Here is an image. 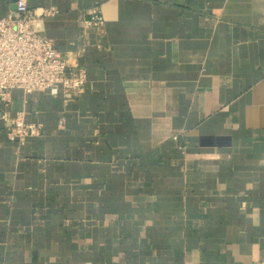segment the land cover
I'll return each instance as SVG.
<instances>
[{
  "label": "crops",
  "instance_id": "obj_1",
  "mask_svg": "<svg viewBox=\"0 0 264 264\" xmlns=\"http://www.w3.org/2000/svg\"><path fill=\"white\" fill-rule=\"evenodd\" d=\"M27 4L86 80L0 102V264H264V0Z\"/></svg>",
  "mask_w": 264,
  "mask_h": 264
},
{
  "label": "built area",
  "instance_id": "obj_2",
  "mask_svg": "<svg viewBox=\"0 0 264 264\" xmlns=\"http://www.w3.org/2000/svg\"><path fill=\"white\" fill-rule=\"evenodd\" d=\"M15 10L0 17V102L10 104L12 90L24 94L47 91L55 96L62 93L70 98L85 82L86 74L78 66H70L66 55L54 41L38 33L35 21L39 15H49L52 8L41 14L28 7L27 0H15ZM7 137L23 142L42 132L41 121H29L24 111L8 116L1 112Z\"/></svg>",
  "mask_w": 264,
  "mask_h": 264
},
{
  "label": "water",
  "instance_id": "obj_3",
  "mask_svg": "<svg viewBox=\"0 0 264 264\" xmlns=\"http://www.w3.org/2000/svg\"><path fill=\"white\" fill-rule=\"evenodd\" d=\"M15 1V0H14ZM15 8H16V6H15Z\"/></svg>",
  "mask_w": 264,
  "mask_h": 264
}]
</instances>
